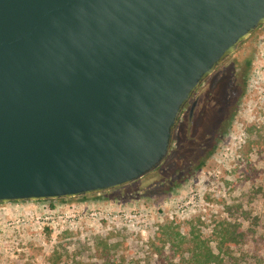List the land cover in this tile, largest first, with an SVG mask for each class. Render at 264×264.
<instances>
[{"label": "water", "instance_id": "95a60500", "mask_svg": "<svg viewBox=\"0 0 264 264\" xmlns=\"http://www.w3.org/2000/svg\"><path fill=\"white\" fill-rule=\"evenodd\" d=\"M263 25L264 0H0V203L155 171L194 92Z\"/></svg>", "mask_w": 264, "mask_h": 264}, {"label": "rangeland", "instance_id": "374dc122", "mask_svg": "<svg viewBox=\"0 0 264 264\" xmlns=\"http://www.w3.org/2000/svg\"><path fill=\"white\" fill-rule=\"evenodd\" d=\"M224 66L244 82L210 148L177 129L158 176L87 196L0 203V264H196L207 245L218 255L209 264H264V25ZM242 209L256 235L219 248Z\"/></svg>", "mask_w": 264, "mask_h": 264}, {"label": "flooded vegetation", "instance_id": "af4514ba", "mask_svg": "<svg viewBox=\"0 0 264 264\" xmlns=\"http://www.w3.org/2000/svg\"><path fill=\"white\" fill-rule=\"evenodd\" d=\"M243 77L245 76L243 75ZM232 79V69L229 66L225 67L222 63L197 88L178 120L176 130L182 131L185 136L191 132L190 135L196 138V142L204 138L207 145L204 147L205 150L208 149L207 147H211L222 128L226 125L231 112L227 107L233 104L237 98V93L243 87L244 80L242 77ZM225 80L224 94L221 93L222 96H219ZM226 110L228 113H226ZM204 133H206V136L203 135ZM195 141L193 142L195 143Z\"/></svg>", "mask_w": 264, "mask_h": 264}, {"label": "trees", "instance_id": "16d2710c", "mask_svg": "<svg viewBox=\"0 0 264 264\" xmlns=\"http://www.w3.org/2000/svg\"><path fill=\"white\" fill-rule=\"evenodd\" d=\"M251 63V61L248 62V65ZM174 143H175V139H174ZM174 143H173V147L171 148V151L169 153V155L167 156V158L164 160V162L153 172L147 174L145 177H148V175H160V173L162 172L163 168L166 166L167 160L170 157V155L174 152L175 148H174ZM144 177V178H145ZM131 184L127 185L130 186ZM243 211V215L240 216L241 217V222H236L237 221V217H234L235 221L232 222H228L227 226H225V230L223 231V233L221 234V239L218 240L219 243V248H222V245H227V247H231V245H239V244H243V243H247V242H251L248 237H250V235H256L257 230H253L250 229L251 226L248 225L247 228H245L244 226V221H246L247 216L245 215V211L242 209ZM233 219V217H232ZM252 240V244H253V248L257 247L258 248V242H259V238L256 236H254L253 238H251ZM200 250L199 252H197L195 254L194 260H197L196 264H209L211 263L213 260H216L218 255L214 253V250L212 249V247H210L209 245L205 246L204 248L206 249V251L203 249L202 246L199 247Z\"/></svg>", "mask_w": 264, "mask_h": 264}]
</instances>
